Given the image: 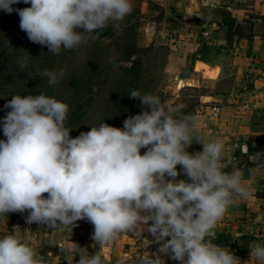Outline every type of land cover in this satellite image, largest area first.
I'll use <instances>...</instances> for the list:
<instances>
[{
	"label": "clouds",
	"instance_id": "1",
	"mask_svg": "<svg viewBox=\"0 0 264 264\" xmlns=\"http://www.w3.org/2000/svg\"><path fill=\"white\" fill-rule=\"evenodd\" d=\"M20 2L0 0V10L16 11L28 39L53 54L95 39L98 30L133 11L132 0H23L30 6L13 7ZM27 63L24 57L20 67ZM63 74L61 69L39 75L55 84ZM130 96L146 107L126 118L123 129L101 122L72 138L65 125L67 103L45 94L13 95L4 106L10 111L0 118L6 137L0 139V217L30 210L27 223L51 228L87 219L98 245L125 232L141 236L146 226L156 242L163 241L159 253L179 264H240L228 247L208 239L234 198L250 194L239 169L224 170V144L193 138L199 117L177 116L179 109L158 95ZM194 139L202 150L189 153ZM177 165L188 180L174 179ZM249 248L264 264V244ZM137 259L165 264L155 252ZM0 264L42 262L29 243L11 233L0 236ZM78 264L104 260L98 253L79 255Z\"/></svg>",
	"mask_w": 264,
	"mask_h": 264
},
{
	"label": "rangeland",
	"instance_id": "2",
	"mask_svg": "<svg viewBox=\"0 0 264 264\" xmlns=\"http://www.w3.org/2000/svg\"><path fill=\"white\" fill-rule=\"evenodd\" d=\"M174 1L132 0L133 11L122 21L109 22L107 35H96L95 39H86L73 49H62L59 54L30 41L19 26L16 11L8 14L0 10V118L10 111L4 106L13 95L45 94L68 104L65 125L70 127L72 138L101 122L123 129L126 118L146 107L139 98L130 96V92L138 91L141 95L156 94L162 102L177 107V116H198L194 129L200 127L201 121H210L212 103H227L228 97L221 96L215 101L208 96L227 93L231 83L250 80L253 73L244 71L241 59L237 63L233 61L240 47L219 41L222 33L216 30L217 26L204 22L200 15L182 19L172 9ZM29 6L23 0L13 5L14 8ZM247 26L243 25L245 33ZM24 57H28V63L22 68ZM199 59L221 65V77L214 81L197 72L204 69L212 77L218 75V69L209 71L200 63L195 70L194 63ZM61 69L64 74L55 84H49L47 77L39 75L45 70ZM69 120L73 121L70 125ZM0 139L6 140L2 126ZM145 151L146 148H141V155ZM43 195L47 197V193ZM29 212L7 213L0 236L17 234L36 250L42 264H78L79 255L93 253L100 254L104 264L121 261L138 264L140 255L124 261L119 251L120 239L129 236L125 248L144 249L138 240L147 241L143 226L141 236L125 232L107 244L98 245L93 239L94 225L87 219L76 221L73 227L51 228L27 223ZM152 248L145 251L162 257L164 253Z\"/></svg>",
	"mask_w": 264,
	"mask_h": 264
},
{
	"label": "crops",
	"instance_id": "3",
	"mask_svg": "<svg viewBox=\"0 0 264 264\" xmlns=\"http://www.w3.org/2000/svg\"><path fill=\"white\" fill-rule=\"evenodd\" d=\"M174 2L184 20L200 15L204 22L215 27L216 25L208 20L207 10L224 7L243 25L252 26L250 37L234 38L228 46L240 47L232 59L235 63L238 62L237 59H241L245 64L243 65L244 71L252 72L253 76L250 80L231 83L227 93L219 92L208 96L215 101H218L217 98L221 96L228 97L227 103L219 102V116L210 121H201L200 127L192 130V136L222 142L224 144L222 159L224 170L231 172L239 169L250 191L246 198H234V202L217 221L208 239L213 240L219 231L224 230L232 238L249 234L257 238L258 243L264 244V0H175ZM258 31L261 34H257ZM222 39L223 36L219 41H223ZM199 63L208 67L209 71L218 69V75L212 77L204 69L196 70V65ZM194 68L211 80L215 81L221 77V65L217 63L210 64L203 60H196ZM212 104L218 103L213 102ZM202 147V144L194 139L186 150L194 153L201 151ZM176 168L178 176L174 179L176 181L188 180L181 170L182 166L178 165ZM166 179L173 178L166 177ZM5 222L6 217H0V227ZM144 227L146 235L144 239L146 238L147 241L138 240V244L144 249L140 246L125 248L124 243H129L128 235H123L120 239L119 251L124 261L130 257H138L141 252L151 246L158 250L160 244L163 243V241L156 242L154 237L147 232L146 226ZM221 246L228 247L239 258L240 264H260L251 256V251L240 254L228 245ZM162 258L165 264H179L178 261L172 260L169 254L164 253Z\"/></svg>",
	"mask_w": 264,
	"mask_h": 264
},
{
	"label": "trees",
	"instance_id": "4",
	"mask_svg": "<svg viewBox=\"0 0 264 264\" xmlns=\"http://www.w3.org/2000/svg\"><path fill=\"white\" fill-rule=\"evenodd\" d=\"M171 6L174 11H177V15H181V13L177 10L175 4L171 3ZM207 14L208 20L217 26L216 30L222 32V40L226 45H231L234 38H248L252 35V26H247L245 28L247 32L245 33L243 24L236 18L232 17L230 12L224 7L208 9ZM109 32L110 28L106 26L103 29L98 30L97 36H105ZM205 48L207 49V46H205ZM72 122V120H69V125ZM148 223L151 224V221H149ZM212 242L220 246L228 245L232 248H235L240 254H244L251 251L249 245L258 243V239L249 234L232 238L228 232L221 230L216 234Z\"/></svg>",
	"mask_w": 264,
	"mask_h": 264
},
{
	"label": "built area",
	"instance_id": "5",
	"mask_svg": "<svg viewBox=\"0 0 264 264\" xmlns=\"http://www.w3.org/2000/svg\"><path fill=\"white\" fill-rule=\"evenodd\" d=\"M220 114V105L219 104H213L211 107V117L217 118Z\"/></svg>",
	"mask_w": 264,
	"mask_h": 264
}]
</instances>
